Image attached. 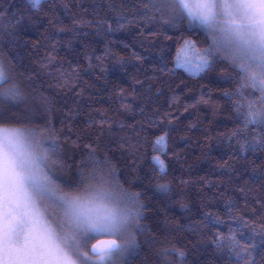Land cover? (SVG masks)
I'll use <instances>...</instances> for the list:
<instances>
[{
	"label": "trees",
	"instance_id": "1",
	"mask_svg": "<svg viewBox=\"0 0 264 264\" xmlns=\"http://www.w3.org/2000/svg\"><path fill=\"white\" fill-rule=\"evenodd\" d=\"M141 2L43 0L40 10L32 12L26 0H4L5 5H11L9 17L14 10L17 16L26 17L13 35L0 33V58L6 69L11 63L17 73L10 83H18L28 101L22 102L21 108L39 100L24 77L39 74L45 86H54L46 94L56 101L55 127L63 129L60 144L67 164L72 165L71 174L76 172L73 157L81 158L85 144L108 152L125 187L143 193L142 199L149 205L145 223L158 241H167L156 244L153 252L163 246L184 251V264H235L227 251H219L213 243V233L226 235L231 228L257 264H264V224L260 219L264 209L256 216L251 214L258 208L256 201L264 197L262 182L253 179L264 172V149L239 153L240 145L255 142L262 125L245 128L244 117L236 120L233 101L223 95L225 90L234 91L237 84L222 79L226 66L198 75L178 66L173 69L177 38L182 43L191 33L186 25L165 29L150 17L135 15L133 5ZM2 22L14 23V19ZM198 38L204 40L205 36L199 33ZM162 52H170L163 57L167 69L154 72L160 67ZM49 56L55 57L56 68L41 67ZM57 69L67 76V86L55 87ZM47 71H52L53 77L45 76ZM245 95L251 99L258 94L249 89ZM7 107L0 101V108ZM105 117L111 129L108 124L101 128L99 122ZM36 123L39 125L20 126H35L39 135H52L42 121ZM233 131H239L240 136L230 147L227 134ZM161 135H166V153L153 151V142ZM154 155L165 160L164 175L152 161ZM164 183L169 185L167 193L158 189ZM229 208L232 216H244L246 222L227 223ZM206 213L224 221L223 225L202 223ZM141 243L140 255L132 264H142L149 254V245L143 239ZM169 259L176 261L174 255Z\"/></svg>",
	"mask_w": 264,
	"mask_h": 264
},
{
	"label": "snow or ice",
	"instance_id": "2",
	"mask_svg": "<svg viewBox=\"0 0 264 264\" xmlns=\"http://www.w3.org/2000/svg\"><path fill=\"white\" fill-rule=\"evenodd\" d=\"M42 3L43 0H26L32 12H38ZM10 8L11 5L0 0V33L11 36L26 17L17 16L16 10L9 17ZM133 8L135 15L150 17L165 29H181L186 25L191 35L183 38L182 43L177 38L179 46L173 57V69L180 66L198 75L226 66L222 79L237 84L234 91L225 90L223 95L233 101L236 120L244 117L245 128L250 124L262 125L255 133V142L240 145L239 153L264 149V0H142ZM11 19L14 23L2 22ZM108 27L112 31L111 24ZM199 33L204 34V40L198 38ZM169 54L162 52L160 67L154 72L163 73L167 69L163 57ZM56 65L55 57L49 56L41 67L53 69ZM57 72L55 87L67 86L65 73L60 69ZM53 75L52 71L45 72L47 77ZM16 76L11 63L6 71L0 61V101L8 105L0 108V264H132L140 255L142 239L149 245V254L142 264H184V251L163 246L152 251L156 244L167 241H158L145 223L149 205L142 199L143 193L125 187L108 152L85 144L81 158L73 157L76 172L74 176L71 174L72 165L67 164L60 144L63 129L55 127L56 101L46 94L54 86H45L39 74L24 77L39 100L31 102V107L21 108V103L28 101L21 95L20 85L10 83ZM137 84L143 87L142 82ZM249 89L258 95L249 99L245 95ZM237 96L241 99H235ZM40 121L52 135H38L35 126H20L39 125L36 122ZM99 123L102 129L105 124L109 129L112 127L107 117ZM135 130L133 126L132 131ZM239 136V131L227 134L230 147ZM166 148V135L156 137L153 151L166 153ZM152 161L160 175H164L165 160L154 155ZM253 179H259L264 187V172ZM158 189L165 193L170 190L167 183L159 184ZM256 203L258 208H253V216L264 209V197ZM182 207L187 211V205ZM229 213L227 223L246 222L244 216H232L231 208ZM260 219L264 224V216ZM202 223L222 226L224 221L206 213ZM243 235L241 232L240 236ZM213 236L215 247L227 251L235 264H257L234 229L230 228L226 235L213 233ZM170 255L176 257L175 262L169 259Z\"/></svg>",
	"mask_w": 264,
	"mask_h": 264
},
{
	"label": "rangeland",
	"instance_id": "3",
	"mask_svg": "<svg viewBox=\"0 0 264 264\" xmlns=\"http://www.w3.org/2000/svg\"><path fill=\"white\" fill-rule=\"evenodd\" d=\"M0 61H3L1 58H0ZM4 63V62H3ZM4 66H5V64H4ZM178 67H180V66H178ZM181 68H183V67H181ZM183 69H185V68H183ZM5 70L7 71L8 69H6V66H5ZM186 70V69H185ZM38 134V133H37ZM39 135V134H38Z\"/></svg>",
	"mask_w": 264,
	"mask_h": 264
}]
</instances>
